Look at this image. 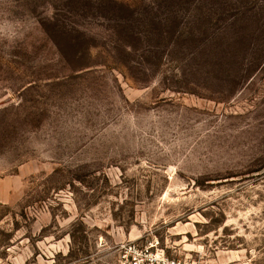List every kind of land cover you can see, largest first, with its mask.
I'll list each match as a JSON object with an SVG mask.
<instances>
[{
  "label": "rangeland",
  "instance_id": "374dc122",
  "mask_svg": "<svg viewBox=\"0 0 264 264\" xmlns=\"http://www.w3.org/2000/svg\"><path fill=\"white\" fill-rule=\"evenodd\" d=\"M0 264H264V0H0Z\"/></svg>",
  "mask_w": 264,
  "mask_h": 264
},
{
  "label": "built area",
  "instance_id": "2783aa9c",
  "mask_svg": "<svg viewBox=\"0 0 264 264\" xmlns=\"http://www.w3.org/2000/svg\"><path fill=\"white\" fill-rule=\"evenodd\" d=\"M123 252L122 264H174L165 257L154 245L140 246L130 242L121 246Z\"/></svg>",
  "mask_w": 264,
  "mask_h": 264
},
{
  "label": "crops",
  "instance_id": "0c3cea01",
  "mask_svg": "<svg viewBox=\"0 0 264 264\" xmlns=\"http://www.w3.org/2000/svg\"><path fill=\"white\" fill-rule=\"evenodd\" d=\"M2 185H1V183H0V187H1Z\"/></svg>",
  "mask_w": 264,
  "mask_h": 264
}]
</instances>
